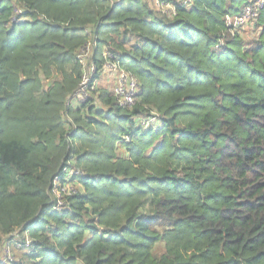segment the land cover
<instances>
[{
  "label": "trees",
  "instance_id": "16d2710c",
  "mask_svg": "<svg viewBox=\"0 0 264 264\" xmlns=\"http://www.w3.org/2000/svg\"><path fill=\"white\" fill-rule=\"evenodd\" d=\"M159 1L0 0V264H264V0Z\"/></svg>",
  "mask_w": 264,
  "mask_h": 264
},
{
  "label": "built area",
  "instance_id": "2783aa9c",
  "mask_svg": "<svg viewBox=\"0 0 264 264\" xmlns=\"http://www.w3.org/2000/svg\"><path fill=\"white\" fill-rule=\"evenodd\" d=\"M117 2H120L121 0H115ZM155 3L158 6L166 8L163 3H161L159 0H155ZM261 1L260 0H252L249 4L244 6L242 11L235 16L227 17L226 22L228 25L238 28L245 22H248L250 19H253L255 15L256 8L260 6ZM110 54L108 51L103 53V57H108ZM78 62L80 63L82 69H83V76L82 81L80 83V88L78 92L76 93V98L78 100H83L86 97L87 91H88V83L92 77V75L96 72V65L93 61L90 60L91 58V47L90 44H88L85 48H82L78 54H77ZM106 62L103 65L102 74L104 75L106 71L111 72L112 77H114V82L112 85V94L117 99V102L121 106H131L134 102L136 93L138 91V83L135 78L132 76H128V74L122 70H117L116 66L112 65V63H109L107 59H105ZM83 91V92H82ZM153 119V118H152ZM144 122L143 124H146ZM61 205V202H58L55 206V208H58ZM28 243V241L26 242ZM18 245V244H16ZM5 257L7 256L8 259L11 258V252L10 249L5 247L3 248Z\"/></svg>",
  "mask_w": 264,
  "mask_h": 264
},
{
  "label": "rangeland",
  "instance_id": "374dc122",
  "mask_svg": "<svg viewBox=\"0 0 264 264\" xmlns=\"http://www.w3.org/2000/svg\"><path fill=\"white\" fill-rule=\"evenodd\" d=\"M252 28H253L252 22H245L244 24L239 26L237 29L239 30L240 33L244 32V34H249V36H251L253 33ZM113 82H114V77H112L111 72L106 71V73L104 75H102V74L100 75V78L98 79V81H96L95 86L96 87L109 88V90L111 91ZM88 94L89 93L87 91L86 96ZM55 186H58V183ZM71 186H72L71 184H66V185H64V188H65V190H68L71 188ZM57 193L59 194V191H57Z\"/></svg>",
  "mask_w": 264,
  "mask_h": 264
},
{
  "label": "crops",
  "instance_id": "0c3cea01",
  "mask_svg": "<svg viewBox=\"0 0 264 264\" xmlns=\"http://www.w3.org/2000/svg\"><path fill=\"white\" fill-rule=\"evenodd\" d=\"M154 2H155V0H154ZM156 4V3H155ZM157 5V4H156ZM158 6V5H157ZM231 16H233V15H229V16H227V17H231ZM227 17H226V19H227ZM226 19H225V21H226ZM226 24H227V22H226ZM228 25V24H227Z\"/></svg>",
  "mask_w": 264,
  "mask_h": 264
},
{
  "label": "bare ground",
  "instance_id": "6f19581e",
  "mask_svg": "<svg viewBox=\"0 0 264 264\" xmlns=\"http://www.w3.org/2000/svg\"><path fill=\"white\" fill-rule=\"evenodd\" d=\"M23 234V233H22ZM18 235V234H17ZM20 235H21V233L19 234V237H20ZM22 236H24V235H22Z\"/></svg>",
  "mask_w": 264,
  "mask_h": 264
}]
</instances>
